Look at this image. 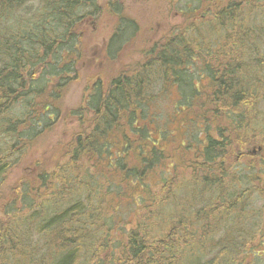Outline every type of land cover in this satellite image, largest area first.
I'll list each match as a JSON object with an SVG mask.
<instances>
[{
	"label": "trees",
	"instance_id": "1",
	"mask_svg": "<svg viewBox=\"0 0 264 264\" xmlns=\"http://www.w3.org/2000/svg\"><path fill=\"white\" fill-rule=\"evenodd\" d=\"M119 1L101 7L97 0H0V182L37 129L52 121L50 109L56 111L63 89L78 79L74 68L82 57L85 23L103 12L116 18V30L102 49L112 60L134 37L137 25ZM205 1L209 11L197 23L203 6L193 9L188 2L183 11L191 17L149 49L141 63L106 88L99 83L89 91L84 103L92 114L86 126L50 169L32 171L26 190L16 191L10 203L13 217L0 220V264H236L231 258L236 246L238 264L257 255L247 250L248 240L230 242L229 235L221 246L214 244L217 258L202 262L203 245L183 220L166 215L177 191L216 195L220 217L264 191V158L256 161L247 150L260 142L249 119L264 97L258 90L264 74V0ZM198 62L197 76L208 89L192 82L191 66ZM70 74H75L71 81ZM172 86L179 93L173 116L183 119L187 138L179 146L161 124L171 119L158 112ZM241 160L249 171L239 177L233 165ZM241 181L254 193L249 198L237 187ZM40 189L43 193L36 194ZM21 200L23 208H17ZM126 212L129 221L119 216ZM114 232L122 238L108 248L98 237L105 240Z\"/></svg>",
	"mask_w": 264,
	"mask_h": 264
},
{
	"label": "rangeland",
	"instance_id": "2",
	"mask_svg": "<svg viewBox=\"0 0 264 264\" xmlns=\"http://www.w3.org/2000/svg\"><path fill=\"white\" fill-rule=\"evenodd\" d=\"M97 1L101 7H104L107 2V0ZM188 2L193 9L197 8L200 4L203 6V11L197 14L195 16L196 18L193 20L194 23H197L198 19H201V15L209 11L205 0L119 1L123 14L126 18L135 22L138 30L132 39H127L123 43L122 50L113 60L106 57L102 53V49L105 48L109 38L116 30V18L103 12L96 21H88L85 23L83 27L84 34L81 40L82 57L78 60L74 68L78 74V79L71 82L63 89L64 92L60 94V99L58 103L55 104L56 111L53 112L54 107L50 109L51 113L54 114L52 121L37 129L39 133L34 135L33 141L29 144H25L21 148V152L16 154L15 167L2 178L0 182V194L2 196L0 200V220L9 219L10 216L13 217L15 210L11 209L10 203L16 198V191L23 194L26 190L23 186L26 180H31L30 175L32 171L35 170L37 166H40L42 170L46 168L50 169L55 164L64 146L71 142L74 136L86 126L85 122L92 114L84 103V98L89 91L99 83L106 88L112 79L117 78L122 72L128 71L132 65L141 63L149 49L169 36L174 29L181 27L187 18L191 17V15L186 16L183 11ZM261 4L262 3L255 4V7L257 5L256 8H259L258 6ZM180 11H182V13ZM207 17L209 18V16ZM260 59L262 60L263 57L260 56ZM201 69L202 66L200 62H198L192 64L190 71V73H194L192 82L197 83L196 85L199 89L201 83H204V80H200L196 72L201 71ZM74 76L75 74H70L69 80L71 81ZM54 82L56 81H53V83ZM198 82H200V84H198ZM259 82V95H262L264 92V74L260 75ZM172 88L174 87L172 86ZM208 88L205 81L203 89ZM46 91L49 90L47 89ZM171 91L172 92L167 98L164 97L163 100L159 102L158 112L161 113L162 118L171 119V122L165 124L161 122V124L165 131L167 130L171 133L172 144L179 146L185 143L187 138L184 128L182 127L183 119L178 118L176 115L173 116V107L176 105L179 93L175 88L171 89ZM47 95L48 93L42 96L47 97ZM37 96L36 94L35 104H38L41 100V96ZM199 97H203V94L199 95ZM255 111V113L250 115L251 119H249V121L252 120V127L260 132L257 136L260 142L249 147L247 150L252 157H255L256 161H260L264 158L263 96L260 97L258 108ZM191 130L193 132L195 128H191ZM168 144H166L167 147ZM0 146H2L1 143ZM258 148H260L259 151L257 150ZM233 166L238 167L237 175L239 177H242L243 173L249 171L245 168L247 163L242 160L237 161ZM237 187H239L240 192L247 191L246 198L254 194L249 192V185L245 182L241 181V185H237ZM34 189L37 191L36 184H34ZM188 190L189 189H186L182 192L177 191L175 195H173L171 202L174 209L167 212L168 214L166 213V215L168 218L174 219L175 222L183 220L185 222L184 227L192 233L194 239L200 245L199 247L203 245L202 252L204 255H199V257H203L201 260L202 262H209L211 258L216 257L217 254L211 252V250H218L212 249L216 247L214 244L220 241L218 246H221L222 242L224 244L225 239L231 235L232 238L229 240L230 242L233 240L234 243L238 242V244H240L241 242L244 243V240H248L247 250L250 251L251 249L250 252L257 254L254 255V258L247 259L244 257L245 261L244 263L241 262V264H264V191L257 199L248 200L241 209L236 204L234 213L220 217L221 212L214 209V204L218 202L219 197L207 192L200 193L196 189H194V192L192 189H190L191 191ZM41 192L43 193V189H40L36 194H40ZM34 199L36 201L38 200L37 197H34ZM23 203V200L17 202L16 207L23 208ZM197 211L200 213L196 214ZM169 213H171V215ZM128 214L129 212H126L119 216H121V220L129 221L130 216L128 217ZM238 214H241V216L237 217ZM114 217L116 218L117 216ZM98 238L100 241H105L109 248L112 247V244L121 240L122 235L120 232H114L111 236L106 237L105 240H103L104 236L101 234ZM227 244H229V242ZM239 247L240 246L234 247L231 255L232 260L236 262L237 259L238 263L241 259L237 257L240 251ZM226 249H229V247ZM247 252L248 251L243 252L242 255L247 256ZM102 255H104V253L100 252V257ZM251 256L253 257V254ZM181 263L188 264L187 260H183Z\"/></svg>",
	"mask_w": 264,
	"mask_h": 264
},
{
	"label": "bare ground",
	"instance_id": "3",
	"mask_svg": "<svg viewBox=\"0 0 264 264\" xmlns=\"http://www.w3.org/2000/svg\"><path fill=\"white\" fill-rule=\"evenodd\" d=\"M22 2V1H21ZM85 4V3H84ZM29 6V5H28ZM33 6V5H32ZM39 9V8H38ZM1 10V9H0ZM83 10V9H82ZM231 10V9H230ZM39 11V10H38ZM233 11V10H232ZM80 13V12H79ZM230 14V13H229ZM7 15V14H6ZM14 15V14H13ZM37 15V14H36ZM79 16V15H78ZM227 19V18H226ZM42 20V19H41ZM66 20V19H65ZM242 20V19H241ZM32 21V20H31ZM35 21V20H34ZM44 21V20H43ZM15 22V21H14ZM21 22H22V20H21ZM32 23V22H31ZM53 23V22H52ZM17 24H18V22H17ZM239 24V23H238ZM237 24V25H238ZM20 25V24H19ZM22 25V24H21ZM26 25V24H25ZM56 26V25H55ZM247 26H248V24H247ZM246 27V26H245ZM38 30V29H37ZM48 30V29H47ZM235 30V29H234ZM251 30V29H250ZM29 31V30H28ZM27 32V31H26ZM251 33V32H250ZM5 34V33H4ZM3 35V34H2ZM20 35V34H19ZM231 36V35H230ZM233 36V35H232ZM10 37V36H9ZM235 37V36H234ZM241 39V38H240ZM243 39V38H242ZM251 39V38H250ZM17 40V39H16ZM235 40H236V38H235ZM239 41V40H238ZM247 42V41H246ZM67 46V45H66ZM58 72V71H57ZM55 73V72H54ZM64 82V81H63ZM246 85V84H245ZM248 85V84H247ZM240 89V88H239ZM250 90V89H249ZM237 91V90H236ZM240 92V91H239ZM248 92V91H247ZM250 92V91H249ZM244 93V92H243ZM13 112V111H12ZM56 114V113H55ZM56 118V117H55ZM24 121V120H23ZM38 122V121H37ZM35 125V124H34ZM97 127V126H96ZM36 132V131H35ZM8 133V132H7ZM11 133V132H10ZM22 133V132H21ZM27 133V132H26ZM30 133V132H29ZM37 133V132H36ZM14 134V133H13ZM25 135V134H24ZM106 136V135H105ZM17 137V136H16ZM9 138V137H8ZM23 138V137H22ZM105 138V137H104ZM99 145V144H98ZM96 147V146H95ZM101 147V146H100ZM97 151V150H96ZM139 169V168H138ZM142 169V168H141ZM138 171V170H137ZM125 172V171H124ZM147 172V171H146ZM135 174V173H134ZM136 176V175H135ZM134 176V177H135ZM139 196V195H138ZM140 196H142V195H140ZM73 199V198H72ZM63 201V200H62ZM32 202V201H31ZM58 202H59V200H58ZM64 204V203H63ZM62 205V204H61ZM70 206V205H69ZM31 207V206H30ZM41 207V206H40ZM60 207V206H59ZM124 207V206H123ZM63 208V207H62ZM42 209H43V207H42ZM57 209V208H56ZM63 210V209H62ZM33 211V210H32ZM40 211V210H39ZM50 214V213H49ZM126 215V214H125ZM74 217V216H73ZM34 219V218H33ZM73 220H75V219H73ZM35 221V220H34ZM64 224V223H63ZM73 226V225H72ZM56 227V226H55ZM62 227V226H61ZM76 228V227H75ZM78 228V227H77ZM59 229V228H58ZM84 229V228H83ZM62 230V229H61ZM69 230V229H68ZM82 230V229H81ZM28 231V230H27ZM53 231V230H52ZM65 233V232H64ZM66 234V233H65ZM21 235V234H20ZM73 236V235H72ZM91 236V235H90ZM54 237H56V236H54ZM60 237H61V235H60ZM70 237V236H69ZM51 238V237H50ZM66 238V237H65ZM58 239V238H57ZM64 239V238H63ZM82 239V238H81ZM72 240H73V238H72ZM78 240V239H77ZM59 241V240H58ZM76 242H78V241H76ZM125 242V241H124ZM90 243V242H89ZM95 243V242H94ZM152 243V242H151ZM77 244V243H76ZM164 244V243H163ZM93 245V244H92ZM124 245V244H123ZM88 246V245H87ZM159 246V245H158ZM30 247V246H29ZM61 247V246H60ZM103 247V246H102ZM32 248V247H31ZM114 249V248H113ZM25 251V250H24ZM60 251H62V250H60ZM64 251V250H63ZM126 251V250H125ZM185 251V250H184ZM218 251V250H217ZM59 252V251H58ZM122 252V251H121ZM155 252V251H154ZM131 253V252H130ZM148 253V252H147ZM217 253V252H216ZM61 254V253H60ZM106 254V253H105ZM109 254V253H108ZM120 254V253H119ZM54 255V254H53ZM192 255V254H191ZM114 256V255H113ZM125 256V255H124ZM126 256H127V254H126ZM146 256V255H145ZM212 256H213V254H212ZM105 257V256H104ZM118 257V256H117ZM191 257H193V255L191 256ZM109 258V257H108ZM125 258V257H124ZM176 258V257H175ZM183 258V257H182ZM195 258V257H194ZM217 258V257H216ZM220 258V257H219ZM61 259V258H60ZM117 259V258H116ZM197 259V258H196ZM200 259V258H199ZM212 259V258H211ZM59 260V259H58ZM219 260H221V259H219ZM56 261V260H55ZM117 261V260H116ZM128 261V260H127ZM147 261V260H146ZM183 261V260H182ZM208 261V260H207ZM194 262V261H193ZM219 262V261H218ZM84 263V262H83ZM175 263V262H174ZM173 263V264H174ZM190 263V262H189ZM53 264V263H52ZM93 264V263H92ZM102 264V263H101Z\"/></svg>",
	"mask_w": 264,
	"mask_h": 264
}]
</instances>
